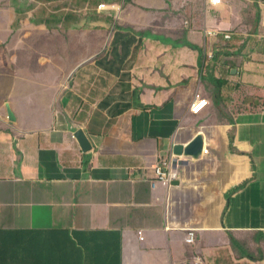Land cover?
<instances>
[{"label": "crops", "instance_id": "obj_1", "mask_svg": "<svg viewBox=\"0 0 264 264\" xmlns=\"http://www.w3.org/2000/svg\"><path fill=\"white\" fill-rule=\"evenodd\" d=\"M103 1L60 85L11 68L1 8L0 264H264V0Z\"/></svg>", "mask_w": 264, "mask_h": 264}, {"label": "rangeland", "instance_id": "obj_2", "mask_svg": "<svg viewBox=\"0 0 264 264\" xmlns=\"http://www.w3.org/2000/svg\"><path fill=\"white\" fill-rule=\"evenodd\" d=\"M101 1L0 0V14L2 6H11L8 37L0 15V33L6 37L4 48L11 68L35 77L37 72L46 73L42 75L43 83L64 84L76 69L75 63L97 51V43L104 37L105 30L86 27L88 21L100 17L97 8ZM71 9L75 15L66 20L65 13ZM73 19L75 27L67 28Z\"/></svg>", "mask_w": 264, "mask_h": 264}, {"label": "built area", "instance_id": "obj_3", "mask_svg": "<svg viewBox=\"0 0 264 264\" xmlns=\"http://www.w3.org/2000/svg\"><path fill=\"white\" fill-rule=\"evenodd\" d=\"M212 5H220L223 0H208ZM120 5L116 2L101 1L98 4V10H118ZM212 56V54H211ZM210 105V100L208 97L197 93L196 97L191 105V110L195 113H200L205 110ZM148 167L152 170L153 176L150 178L153 187L159 184L162 185H172L173 182L180 178L182 175L179 159L177 156L170 154L169 156H159V158L150 162ZM149 179V178H148ZM140 238L144 239L142 232H140ZM197 239V232L195 229H190L186 240L189 243L195 242ZM200 261V260H199ZM196 264H200L197 262Z\"/></svg>", "mask_w": 264, "mask_h": 264}, {"label": "water", "instance_id": "obj_4", "mask_svg": "<svg viewBox=\"0 0 264 264\" xmlns=\"http://www.w3.org/2000/svg\"><path fill=\"white\" fill-rule=\"evenodd\" d=\"M75 136L76 138L78 139L81 147L84 149V150H88L91 148V143L87 137V135L85 134V132L82 130V129H78L76 132H75ZM180 147L182 148V145H178L177 148L180 149ZM180 151V150H179Z\"/></svg>", "mask_w": 264, "mask_h": 264}, {"label": "trees", "instance_id": "obj_5", "mask_svg": "<svg viewBox=\"0 0 264 264\" xmlns=\"http://www.w3.org/2000/svg\"><path fill=\"white\" fill-rule=\"evenodd\" d=\"M98 4H99V3H98ZM72 13H73L72 15L74 16V15H75L74 12H72Z\"/></svg>", "mask_w": 264, "mask_h": 264}, {"label": "clouds", "instance_id": "obj_6", "mask_svg": "<svg viewBox=\"0 0 264 264\" xmlns=\"http://www.w3.org/2000/svg\"><path fill=\"white\" fill-rule=\"evenodd\" d=\"M100 3V2H99Z\"/></svg>", "mask_w": 264, "mask_h": 264}]
</instances>
